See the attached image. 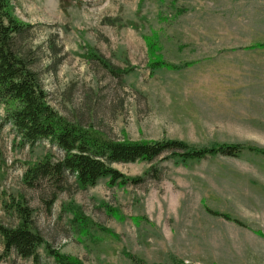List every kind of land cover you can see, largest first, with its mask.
I'll return each mask as SVG.
<instances>
[{
  "label": "rangeland",
  "instance_id": "374dc122",
  "mask_svg": "<svg viewBox=\"0 0 264 264\" xmlns=\"http://www.w3.org/2000/svg\"><path fill=\"white\" fill-rule=\"evenodd\" d=\"M10 5L32 26L24 45L35 54L49 105L68 121L119 141L264 149V0ZM89 51L133 70L114 79L87 60ZM153 56L176 68L151 72ZM46 155L62 157L47 142L23 146L9 125L0 127V224L16 226L5 205L24 197L45 243L81 264H131L133 257L144 264H264V156L115 164L126 184L101 179L77 190L69 180L48 209L45 190L22 184L27 165ZM37 254L36 261L11 255L0 264H56L45 246Z\"/></svg>",
  "mask_w": 264,
  "mask_h": 264
},
{
  "label": "trees",
  "instance_id": "16d2710c",
  "mask_svg": "<svg viewBox=\"0 0 264 264\" xmlns=\"http://www.w3.org/2000/svg\"><path fill=\"white\" fill-rule=\"evenodd\" d=\"M31 29L30 24L13 15L10 0H0V107L3 110L0 127L9 125L23 146L47 142L62 153V157L57 160L46 155L30 163L22 175L25 188L43 189L48 193L46 197L49 198L45 202L48 209L58 194L65 191L69 180H72L77 190L93 187L101 179H108L109 185L126 184L124 176L113 168L115 164L152 163L158 158L165 161L177 159L184 163L212 156L235 157L242 152L264 156V149L241 144H215L197 148L181 141L165 139L150 142L119 141L93 126L68 121L49 105L47 93L35 70V54L24 45ZM147 49L149 54L153 53L154 47L150 40ZM86 56L88 61L96 62L114 79H121L133 70L117 68L92 51ZM147 65L151 72L176 68L156 56ZM5 207L13 212L17 224L14 227L0 224V259L14 255L36 261L37 250L43 245L56 264H81L45 243L34 227L33 209L24 197L11 199ZM70 210L73 221L83 223L82 214ZM210 213L228 219L223 214ZM235 223L241 225L237 221ZM131 264L144 263L133 257ZM171 264L182 263L174 261Z\"/></svg>",
  "mask_w": 264,
  "mask_h": 264
}]
</instances>
